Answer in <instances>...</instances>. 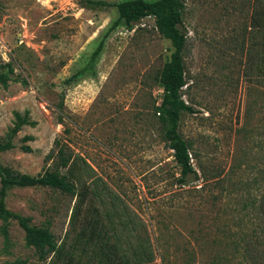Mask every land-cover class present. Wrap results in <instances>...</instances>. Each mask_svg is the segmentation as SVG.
<instances>
[{"label": "rangeland", "instance_id": "obj_1", "mask_svg": "<svg viewBox=\"0 0 264 264\" xmlns=\"http://www.w3.org/2000/svg\"><path fill=\"white\" fill-rule=\"evenodd\" d=\"M184 1L181 94L194 112L181 113L179 131L197 180L177 183L180 168L155 110L170 41L153 16L132 30L111 31L94 74L68 81L117 17L116 6L89 8L84 0H0V73H8L7 84H0V139L15 112L28 120L13 137L14 147L0 152V164L31 175L53 168L56 158H44L59 138L105 182V207L114 210V193L117 206L140 221L141 231L130 240L148 238L153 251V259L140 264H238L242 257L232 241L246 219L231 185L264 175V28L251 23L264 0ZM25 135L31 139L23 141ZM255 192L258 198L264 193L259 186ZM5 203L31 224L49 227L74 264H136L131 250L122 263L90 228L74 230L75 197L67 193L14 187ZM55 260L40 259L15 220H0V264Z\"/></svg>", "mask_w": 264, "mask_h": 264}, {"label": "trees", "instance_id": "obj_2", "mask_svg": "<svg viewBox=\"0 0 264 264\" xmlns=\"http://www.w3.org/2000/svg\"><path fill=\"white\" fill-rule=\"evenodd\" d=\"M110 5L116 6L117 17L105 30L87 62L73 72L68 81H76L86 74H94L95 63L111 31L119 27L132 30L144 17L153 16L165 30L170 41V57L164 63L158 77L163 85V91L155 110L159 113L160 120L165 123L164 138L168 148L172 150L176 165L180 168L176 178L177 183L185 185L190 178L197 180L199 175L191 162L188 142L179 131L181 113L194 112V109L183 100L181 94L186 84L182 58V50L186 41L182 18L185 1L121 0L111 4L105 0H84V6L89 8H102ZM251 23L258 29L264 28V3L262 1L254 11ZM8 66V72L12 71L9 64ZM262 67L263 65L259 71L264 79V68ZM7 81L8 73H0V84L5 86ZM14 115L13 126L5 137L0 139V152L14 147L13 137L22 125L28 123L27 118L22 117L20 113L15 112ZM66 131L64 129V132ZM30 139L29 135L22 138L23 141ZM21 149L24 152L31 151V147L26 144L21 145ZM52 158H56L54 167H47L36 175L22 173L0 164V220L4 224L15 220L24 231L26 244L36 250L40 259H46L52 255L56 258L54 264H74L72 255L63 242L58 243L49 227L31 224L30 217L11 211L5 203L7 191L11 188L50 187L75 197L71 215L74 230L75 226L80 224L83 229L90 228V233L95 236L101 248L110 251L122 263L128 262L129 250H131L134 263L151 261L153 251L149 239L140 237L139 240H130L131 237H137L136 233L141 231L140 221L136 220L135 214L130 215L125 206H117L119 197L114 193L110 192V200L115 206L114 210L105 207L107 205L105 182L96 176L95 170L86 160L70 149L66 143L60 142L59 138L54 139V147L45 155L44 160ZM84 175L89 178L88 181L84 179ZM257 184L264 191V175H261L259 179L254 176L246 177L231 185L232 191L239 194L238 211H243L246 219L240 220V226L235 232L236 237L232 241L233 250L242 257L238 264H264V193L258 198L255 192L258 189ZM97 203L99 205H96ZM2 230L5 233V225ZM109 239H111L110 243Z\"/></svg>", "mask_w": 264, "mask_h": 264}]
</instances>
